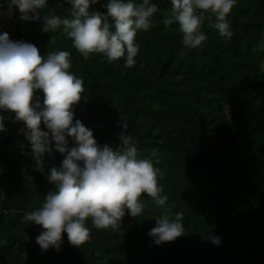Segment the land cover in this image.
Instances as JSON below:
<instances>
[{
  "label": "trees",
  "instance_id": "1",
  "mask_svg": "<svg viewBox=\"0 0 264 264\" xmlns=\"http://www.w3.org/2000/svg\"><path fill=\"white\" fill-rule=\"evenodd\" d=\"M153 2L158 11L150 29L137 33L140 50L131 68L123 58L84 60L65 35L42 32L40 21L20 19L4 0L0 12L8 10L14 25L0 31L36 45L41 55L71 52L70 71L85 89L74 121L91 129L100 146L116 145L126 124L141 157L157 150L167 214L183 213L185 234L154 244L148 232L164 208L145 197L144 214L125 215L119 231L88 224L91 240L82 246L70 244L65 233L59 250L42 251L35 239L41 226L22 217L54 185L34 170L30 144L19 131L23 122L0 113L7 129L0 133V264H264V0H237L228 17L230 40L205 23L207 40L198 49L182 45L177 25L163 24L168 0ZM104 3L90 10L106 13ZM49 10L64 17L70 5L48 0L41 15ZM44 159L47 173L63 156L53 150Z\"/></svg>",
  "mask_w": 264,
  "mask_h": 264
},
{
  "label": "clouds",
  "instance_id": "2",
  "mask_svg": "<svg viewBox=\"0 0 264 264\" xmlns=\"http://www.w3.org/2000/svg\"><path fill=\"white\" fill-rule=\"evenodd\" d=\"M70 14L61 17L48 8V0H4L9 10H18L25 21H40L41 31H59L71 41L72 48L84 59L99 54L108 63L133 67L140 45L137 33L148 31L158 11L153 0H106V13L90 10L99 0H67ZM169 13L163 24L177 25L181 43L198 49L207 40L205 23L224 39L233 36L229 14L237 0H168ZM72 55L68 50L41 55L38 47L13 41L0 31V113H11L22 121L19 131L29 142L34 170L46 174L54 185L41 205L23 214L22 221L39 225L42 231L36 243L42 251L59 250L62 234L70 244L80 247L91 240V224L98 230L117 232L125 215L138 217L146 210L145 197L157 208H164L155 218L148 235L156 245L185 234L183 213L167 214L168 197L160 180L164 173L156 149L150 157H141L137 141L122 124L118 143L100 146L91 129L74 117V105L85 91L83 78L70 71ZM5 116L0 115V133L6 132ZM43 123V128L41 127ZM72 141L74 146L69 147ZM62 154L58 166L45 173V154ZM143 194V195H142ZM0 199L3 194L0 193ZM213 245L220 239L209 235Z\"/></svg>",
  "mask_w": 264,
  "mask_h": 264
},
{
  "label": "crops",
  "instance_id": "3",
  "mask_svg": "<svg viewBox=\"0 0 264 264\" xmlns=\"http://www.w3.org/2000/svg\"><path fill=\"white\" fill-rule=\"evenodd\" d=\"M10 16H11V13H9L8 10L0 12V19L2 20H5V19L7 20L10 18Z\"/></svg>",
  "mask_w": 264,
  "mask_h": 264
},
{
  "label": "built area",
  "instance_id": "4",
  "mask_svg": "<svg viewBox=\"0 0 264 264\" xmlns=\"http://www.w3.org/2000/svg\"><path fill=\"white\" fill-rule=\"evenodd\" d=\"M13 25H14V23H12V26ZM7 28H10L8 23L5 24L3 22H0V29H7Z\"/></svg>",
  "mask_w": 264,
  "mask_h": 264
},
{
  "label": "rangeland",
  "instance_id": "5",
  "mask_svg": "<svg viewBox=\"0 0 264 264\" xmlns=\"http://www.w3.org/2000/svg\"><path fill=\"white\" fill-rule=\"evenodd\" d=\"M163 4H166V2H165V0H163ZM167 8H170V6L169 5H167ZM3 23H8L9 24V27L11 28L12 27V23H10V21H8V19L6 20H3Z\"/></svg>",
  "mask_w": 264,
  "mask_h": 264
}]
</instances>
